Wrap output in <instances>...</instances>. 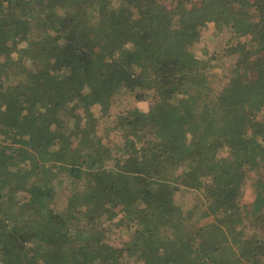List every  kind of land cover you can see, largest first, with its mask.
<instances>
[{
	"label": "trees",
	"instance_id": "obj_1",
	"mask_svg": "<svg viewBox=\"0 0 264 264\" xmlns=\"http://www.w3.org/2000/svg\"><path fill=\"white\" fill-rule=\"evenodd\" d=\"M209 22L234 23L261 42L257 56L236 68L245 84L238 88L241 76L230 77L215 103L208 80L202 88L195 81L202 68L189 50ZM18 46L21 79L0 86V264H121L124 252L142 264H247L250 246L228 260L221 253L230 238L244 236L235 210L237 183L252 168L264 179V0H0V55ZM5 68L1 63L0 71ZM180 77L186 96L191 88L207 92L195 102L203 105L200 121L187 118L181 106L157 113L150 106L146 115H135V123L140 131L147 125L152 137L142 147L141 141L128 144L141 159L117 160L111 169L101 167L99 151L89 156L88 147L96 145L86 128L94 130L92 106H107L120 93L143 101L151 90L178 98L167 86ZM218 111L227 117L217 118ZM213 125L220 129L212 131ZM210 139L217 141L201 144ZM219 146L232 153L230 159L212 157ZM165 156L170 166L182 158L196 166L195 173L185 168L180 179L206 196L204 209L193 210L194 223L207 217L197 230L171 215L176 208L170 196L144 184L158 183ZM258 178L247 210L252 215H261L264 203ZM66 182L81 183L82 195L71 196L78 192L73 190L58 211L53 202ZM4 206L18 207L20 216L3 213ZM116 211L117 225L133 227L130 238L142 248L116 250L104 242L105 226L94 220L111 222Z\"/></svg>",
	"mask_w": 264,
	"mask_h": 264
},
{
	"label": "rangeland",
	"instance_id": "obj_2",
	"mask_svg": "<svg viewBox=\"0 0 264 264\" xmlns=\"http://www.w3.org/2000/svg\"><path fill=\"white\" fill-rule=\"evenodd\" d=\"M208 1L210 0H190V2H196L198 4H203ZM168 6H170V4H168ZM204 25L200 26L202 27L200 36L197 41L192 43V46L189 50L191 55L193 54L195 56L194 58L199 60V67L202 68L200 69L199 76L195 81L201 83V87L203 82L205 80H208L209 91L213 94L210 96L215 103L217 98H222L221 94L223 93V91H226V88L224 87L226 85H229L230 77L237 78L238 76H241L239 77L238 88L242 87V85L245 84L244 78L241 75L242 73L240 72L241 70L239 71L236 68L246 67L245 58L247 56L251 54L257 56L256 51L260 49L261 42L258 41L260 38L259 36H256V34H254V31H252V36H250L248 35L247 30L244 32L238 31V27L234 23L225 27H218L211 22L207 23L205 26ZM252 25L254 26L255 23L253 22ZM236 30L245 36H239ZM28 44L29 42L26 41L23 44H20V46H27ZM18 48L19 46L12 49L8 56L0 55V64L3 62H5L6 64V68L0 71V86H2L3 88H6L9 85H14L21 79L18 75V72H20L22 69L20 68L17 70L21 62V60L18 59L16 55ZM259 56H264L262 54V50H260ZM184 76L188 79V75ZM249 76L251 77L252 75L249 73ZM187 87L188 86L184 83L183 77H180V80L176 81L173 87H170V85L167 86V90H171L173 88V91L179 94L178 98H169L167 96L162 97L160 92L151 90L144 93L143 96L145 97V99L143 101H136L133 95L120 93V95L114 96L107 106H102L99 104L92 106L90 108V112L94 117V130H92L91 128L89 130L88 126L86 128L89 137L95 140L96 145L94 147L93 145L92 147H88L87 145H85L84 140L82 141L83 143L79 142L80 139L76 140V143H79L82 147L84 145V148L88 147L89 156L98 155L99 153L97 151H99L101 154L99 156L100 158L97 157V161H102L100 165L101 167L105 168L110 167L111 169H113L114 164L117 160H125L126 158L135 157L141 159L143 157L142 153L135 156L133 148L128 146V144L137 145L139 144L138 141H141L140 147H142L144 146L142 145L143 140H148V138H151L152 136L150 132H148L147 125L143 126V131L139 130L140 126L135 123V121L138 119L135 117L136 114L143 113L144 115H146L151 109L150 106L155 113L165 109L168 111H172L173 109L181 106L182 108L180 110L186 112L187 118L191 116L193 117L194 121H200V117L202 116H200V113L202 111L203 105L200 104L197 107L195 102H200V99L204 97V94L206 95L207 92L202 91L201 93L203 94H201L200 90L192 91L193 89L191 88L190 93L192 94L190 96H186ZM223 94H225V92ZM156 96L157 98L155 99ZM215 111H217V109ZM195 112L199 115L195 116ZM216 117L226 118L227 116L223 111H218V116ZM226 125L227 124H225L224 127ZM198 126L201 127L200 125ZM229 126H232V124L230 123ZM218 129L220 128L216 127L215 125L212 126V131H217ZM80 132L81 135L84 136V132ZM227 132H229V134L233 133L234 128L229 127V129H227ZM246 135L244 136L243 134L244 137H246ZM215 141L217 140L210 139V142L204 140V143L202 142L201 144L210 146L214 145ZM262 146L260 147V152L264 150ZM86 151L87 150H85L83 153H85ZM216 151L217 154H215V156L212 155V157L219 156L221 160H225L228 158L230 159L232 156V153L228 149L222 150L220 146L218 147V149H216ZM165 157L166 163H164L162 168L159 170L161 172V177L159 178L160 180H158V183L156 185H152V180H150L148 182L150 185L146 183L144 184L149 188L154 187V193H160L161 191H163L168 197L170 196L171 200L173 201V205L176 208L175 212L171 215L174 214L175 218L180 219H182V216L184 218V221L182 222L183 225L186 224L185 226H189V228L197 230V228L201 226L202 222H205L207 217L201 218L198 224L194 223V221L192 220L193 210L195 208V205L199 206L198 208H195L196 211H198L197 209H204L203 203L205 202L204 197L206 196L200 191H197L194 186L189 187L182 181V179H180V177L183 178L186 174L184 172L185 168L186 172L195 173L196 166L191 165L189 160L183 158L180 161L179 165L170 166L174 165V163L167 159L168 156ZM204 157L205 156H203L202 158ZM256 160L259 161L260 157H256ZM255 170L256 169L252 168L251 171L247 173L244 172L242 179L239 180V184L237 183L238 192L235 199V210L240 218L238 230L240 232L242 231V233H244V236L242 238L238 237L237 240L230 238V241H228L229 243L225 244L226 249H223V253H221V256L225 260H228L229 258L235 256H240L242 252H244L243 250H246V247L250 246V252L252 254H248L250 259L247 261V264H264V203L263 205H261V215H252L247 213V210L250 208L255 199L254 183L259 177L258 174H255ZM157 174L158 171H154L153 175L156 176ZM148 177V175L146 176V178H144V176L140 177V181H143L145 179L146 181H148ZM258 180L264 181V179L261 178H258ZM188 181H190L189 178L186 179V182ZM81 185V183H64L53 202L55 209L60 211L63 210L64 207H67L68 197L73 190H77L78 192H76L75 195L71 194V196H81L82 193L79 189L82 188ZM205 185H209L208 179L205 180ZM208 187L209 186H207L206 188ZM244 209H246V213L244 212ZM4 211L6 214H9L11 212L14 216H20L18 207L11 208L4 206L3 213ZM186 211L190 212L191 218H189L188 215H184L185 217L183 216L182 213ZM117 213L118 212L116 211L111 222H107V219L104 216L102 218H96L94 220L96 225L100 226V228L105 226L102 228L105 234L104 242L116 250H121L122 248L125 249L127 247V244H133L134 246L136 244H141L138 240L130 238V234L133 232V230H135L132 229L133 227H131L130 225H128L129 227L117 225L120 217ZM76 216L78 217V215ZM15 222L20 224L21 219L15 220ZM127 223L128 222H126V224ZM171 237H174V234ZM182 238H184V236L183 234H180L179 239ZM139 248L142 247L139 245ZM120 261L121 264L143 263V260H135L131 258V256L129 257L125 252Z\"/></svg>",
	"mask_w": 264,
	"mask_h": 264
}]
</instances>
